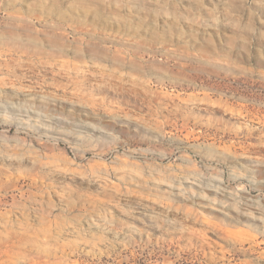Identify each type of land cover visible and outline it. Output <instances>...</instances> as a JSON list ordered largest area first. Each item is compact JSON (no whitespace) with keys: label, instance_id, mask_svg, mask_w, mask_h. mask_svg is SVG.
Returning <instances> with one entry per match:
<instances>
[{"label":"rangeland","instance_id":"374dc122","mask_svg":"<svg viewBox=\"0 0 264 264\" xmlns=\"http://www.w3.org/2000/svg\"><path fill=\"white\" fill-rule=\"evenodd\" d=\"M0 264H264V0H0Z\"/></svg>","mask_w":264,"mask_h":264}]
</instances>
